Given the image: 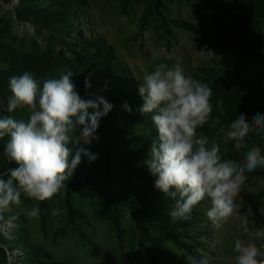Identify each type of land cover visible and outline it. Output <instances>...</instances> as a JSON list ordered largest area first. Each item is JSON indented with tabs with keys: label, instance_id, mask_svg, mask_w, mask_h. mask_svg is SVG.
<instances>
[{
	"label": "rangeland",
	"instance_id": "1",
	"mask_svg": "<svg viewBox=\"0 0 264 264\" xmlns=\"http://www.w3.org/2000/svg\"><path fill=\"white\" fill-rule=\"evenodd\" d=\"M229 1L29 0L30 7L22 10L21 0H0V81L27 71L42 87L45 79L71 71L82 99L102 97L112 105L99 120L98 139L82 144L98 159L89 163L82 156L65 181L67 188L52 200L22 196L20 206L0 214V264H187L188 256L200 258L198 249L208 264H235L233 241L252 239L235 216L216 226L206 215L208 198L194 206L188 220L172 222L166 214L175 202L155 188L146 164L157 131L151 114L138 111L143 103L140 81L158 63L179 65L212 92L226 88L242 69L257 66L234 50L233 38L221 28V9ZM53 2L61 4L57 11ZM205 45L216 54L214 59L198 55ZM216 102L211 101L212 117L221 123L213 127L210 121L198 133L219 143L223 159L242 163L252 147H260L264 155V134L250 132L239 151L226 139L232 120L244 114L251 123L254 115L225 104L221 115ZM126 103L131 112L125 110ZM94 111L87 109L89 115ZM12 115L29 118L27 109ZM3 150L0 175L15 167ZM95 174L105 192L69 182L78 176L84 184V177ZM235 203L241 214L251 208L254 216L249 219L255 224L250 229L264 227V167L246 173ZM31 206L40 208L37 218L23 214ZM53 208L61 214L52 216ZM15 213H20L18 219L9 221Z\"/></svg>",
	"mask_w": 264,
	"mask_h": 264
},
{
	"label": "clouds",
	"instance_id": "2",
	"mask_svg": "<svg viewBox=\"0 0 264 264\" xmlns=\"http://www.w3.org/2000/svg\"><path fill=\"white\" fill-rule=\"evenodd\" d=\"M198 55L206 60L216 57L206 45ZM72 76L68 71L59 78L45 79L42 87L27 71L9 77L11 95L6 103L0 102V138H9L3 155L15 167L0 175V214L10 211L11 206H20L22 196L38 202L52 200L67 188L65 181L82 156L89 163L98 159V154L82 144L90 145L98 139L95 133L99 120L108 115L112 105L102 97L97 101L82 99ZM138 92L143 100L138 111L142 116L151 114L157 131L146 164L155 177V188L175 202L166 212L170 220H188L194 206L208 198L211 206L206 215L213 224L219 226L235 216L242 222L243 232L252 237L233 241L235 264H264V243L258 246L255 242H264V227L250 229L249 224H255L249 219L254 216L251 208L241 214L235 203L246 173L264 167L261 148L247 150L242 163L222 158L219 143L198 133L210 121L213 127L221 123L219 117H212V89L185 74L179 65L156 64L143 75ZM89 108L95 110L91 115ZM124 108L132 111L127 103ZM17 109H27L29 118H15L12 113ZM216 109L224 114L223 101L216 102ZM250 132L264 134V115H254L251 123L246 122L244 114L238 115L228 125L226 139L234 141L239 151L246 147ZM23 214L37 218L40 208L28 207ZM60 214L59 208L51 210L54 217ZM19 215H11L9 221ZM197 251L200 258L188 256L187 264H208L203 250Z\"/></svg>",
	"mask_w": 264,
	"mask_h": 264
},
{
	"label": "trees",
	"instance_id": "3",
	"mask_svg": "<svg viewBox=\"0 0 264 264\" xmlns=\"http://www.w3.org/2000/svg\"><path fill=\"white\" fill-rule=\"evenodd\" d=\"M21 1L22 10L30 7L29 0ZM57 5L58 3L53 2L54 11H57ZM22 10L20 12H23ZM221 12L222 22H224L221 28L227 29L228 35L233 38L234 50L242 56L250 57L257 66L242 69L238 73L240 77H237L226 88L212 92L211 101H223V104L230 110L264 115V0H230L223 4ZM9 77H1L0 102L6 103L7 98L11 95ZM8 139V137L0 138V149L5 148ZM83 179L84 184L81 183L82 181L78 176L69 182L71 185L78 182V186L91 189L94 192L102 190L101 185L96 184L97 179H100L98 174L91 177L87 175V178L84 177ZM100 183L102 182L100 181ZM102 191L105 192L106 190L103 189ZM108 192L111 194L113 190ZM118 200H120L119 202L126 201L124 198Z\"/></svg>",
	"mask_w": 264,
	"mask_h": 264
}]
</instances>
